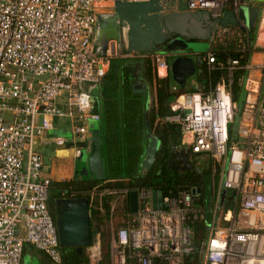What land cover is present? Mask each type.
<instances>
[{
    "label": "built area",
    "instance_id": "built-area-1",
    "mask_svg": "<svg viewBox=\"0 0 264 264\" xmlns=\"http://www.w3.org/2000/svg\"><path fill=\"white\" fill-rule=\"evenodd\" d=\"M114 1L0 0V264H23L27 245L53 264L63 263L50 204L52 181L43 175L44 160L36 146L46 142L72 145L79 156L84 149L80 144H88L89 121L101 119L92 112L90 88L106 77L112 59L109 50L106 56L97 52V20ZM186 2L190 11L209 12L215 19L226 10L238 13L244 5L243 0ZM245 36L242 51L252 52L249 34ZM150 56L157 78H169L170 56ZM200 60L209 72L217 70L213 51ZM248 64L228 61L216 84L176 95L172 113L165 119L180 128L184 150L220 171V184L210 205L214 218L203 264H264V78H252ZM244 70L246 98L240 139L234 141L230 127L237 110L235 75ZM57 119L69 124V138L49 137ZM185 137L187 147L182 145ZM195 189L164 196L163 211L154 207L156 191L147 188L117 191L96 186L82 198L88 199L90 212L95 209L104 214V198L138 194L135 217L127 227L112 230V264H185L195 243L191 223L207 215ZM223 190L235 191L236 196L233 204L221 208ZM76 195L72 193L71 198ZM118 198L110 203L112 211ZM98 242L99 231L94 244ZM100 260L92 253L91 264Z\"/></svg>",
    "mask_w": 264,
    "mask_h": 264
},
{
    "label": "trees",
    "instance_id": "trees-1",
    "mask_svg": "<svg viewBox=\"0 0 264 264\" xmlns=\"http://www.w3.org/2000/svg\"><path fill=\"white\" fill-rule=\"evenodd\" d=\"M237 33L232 35L233 33L226 32L222 37L217 38L215 45L209 50L215 54L217 70L209 72L206 64L202 61L198 65L195 75L202 85L201 88L205 87L207 89L210 83L212 85L216 84L219 78L225 74L224 67L228 61L240 60L243 65L249 63L252 52L242 51V46L246 44L247 37L240 30ZM242 38L245 39L242 40ZM249 40L250 42L255 41V33H250ZM152 54L147 53L148 57L137 59L142 66L141 78L145 85V92L142 94L134 92L133 83L129 80V71L125 68L124 60H113L110 63L109 73L107 74L108 81L103 85L105 111L100 122L103 123L100 131L102 157L106 164V177L101 180H84L76 176L71 181L53 182V189L58 191L56 195H50L54 219L56 218L55 204L58 199L71 198L74 192L77 194L76 198L88 197V192L96 186L108 187L117 191L147 188L153 191H161L165 197L177 196L183 190L191 191L194 188H200L202 194L199 202L207 209V195L212 188L218 187L221 179L220 171L209 165H204L198 171L182 172L171 169V152L177 145H181V131L178 126L166 123L165 119L172 113L174 96L186 93L190 89L186 87L178 93H174L171 77L166 79L157 78L154 61L150 56ZM246 74L247 71L244 70L235 75V102L239 93L242 92L241 86ZM125 77L127 78L123 79ZM122 81L125 82L121 83ZM150 100L148 120L162 145L153 167L144 173H140V164L143 163L146 157V148L149 141L145 125V113ZM231 137H233L232 132ZM105 146L107 152L104 154L103 149ZM80 147L87 148L88 144L82 143ZM109 162L110 165H108ZM63 193L66 194L63 195ZM115 198L117 196L104 198L106 213H100L95 209L91 211L92 242L95 241V235L98 232L95 227H99L102 251L99 264H112L109 222L114 220L115 217L116 219H124L125 223L120 222L117 225L127 227V221L132 217L130 195L119 201L112 211L110 203ZM191 227L195 234V243L193 251L185 256V264H203V250L210 228L206 219L192 222ZM61 251L63 254L62 264H91L92 252L87 247L82 248L80 253L77 248L61 247Z\"/></svg>",
    "mask_w": 264,
    "mask_h": 264
},
{
    "label": "water",
    "instance_id": "water-1",
    "mask_svg": "<svg viewBox=\"0 0 264 264\" xmlns=\"http://www.w3.org/2000/svg\"><path fill=\"white\" fill-rule=\"evenodd\" d=\"M243 2L244 5L239 8L238 13L226 10L220 18L215 19L209 12L190 11L186 0H115L110 13L98 15L94 43L97 52L102 56H106L110 42L116 44L119 53L169 55L174 58L171 65L173 79L181 88H186L189 78L197 73L201 60L196 62L192 57L185 55L189 52L197 55L204 54L211 48L217 33L227 27H236L242 32L255 33L261 9L246 3L262 4L264 0H243ZM99 88L97 85L90 92L93 100L100 99ZM133 90L137 94L144 93V83L140 81L133 84ZM149 108L150 101L145 113L149 141L141 173L153 167L162 145L150 126ZM89 134L88 148L82 149L78 158L87 162L93 179H105L106 164L102 157L101 131L93 129L91 126ZM180 154L176 166H172L171 169L182 172L194 170L195 166L189 159L190 153L182 149ZM229 192L223 190L221 208L224 207ZM193 193L201 195L202 190L197 188ZM212 194L213 192L210 191L206 198V222L209 228L212 226L214 218V213L210 210ZM230 194V201H234L236 192L233 191ZM55 206L60 246L62 248H77L79 253L84 247L92 251L94 243L92 242L91 212L88 199H58ZM154 207L158 211L165 209L163 192H154ZM130 210L132 214L138 212L137 192L130 193ZM221 215L222 212H219L217 218L219 219ZM97 247L96 253L101 258L100 242L97 243ZM207 247L208 243L205 245L203 253L206 252Z\"/></svg>",
    "mask_w": 264,
    "mask_h": 264
},
{
    "label": "rangeland",
    "instance_id": "rangeland-1",
    "mask_svg": "<svg viewBox=\"0 0 264 264\" xmlns=\"http://www.w3.org/2000/svg\"><path fill=\"white\" fill-rule=\"evenodd\" d=\"M108 4L111 7L102 9V11H104V12H102V14H107V13H110L112 11L113 3H111V4L108 3ZM259 8L261 9V16H260V19L258 20L257 25H256L257 26V30L255 31V42H253V41L251 42V48H252L253 54H255V53L256 54H259V53H261L260 51H262L264 53V37H262V34L264 33V3L259 4ZM230 28L231 27H227V29L230 30L229 33H233L232 35L238 34L237 33L238 30H240L239 28H236V27H232L233 29H230ZM227 29L220 30L217 33V35H216V37H215V39H214V41H213V43L211 45V48H213V46L215 45L216 41L218 40L217 38L222 37L226 33ZM263 36H264V34H263ZM244 39L245 38H242V40H244ZM109 45L111 46V49H112L110 51L111 52L110 55L114 59L115 58H120V59H124V60H136L138 58H142V57H140V55H137L136 58H123V56H124L123 54H125L126 52L125 53H119L118 50H117V46H116V44L114 42H110ZM186 56H190L196 62H198L197 55L195 53L189 52ZM173 59H174L173 57L170 58V65H172ZM170 77H171V81H172V91L174 93H178L182 88L173 79L172 73H171ZM126 78L127 77H125L123 79H126ZM129 80L134 85L137 84V81L139 80L138 71L135 72V70H134L133 73L130 72ZM106 81H108V79H106ZM124 82L125 81H122L121 83H124ZM187 87H188L187 89H190L188 92H194V91H197L198 89H200L202 87V85L198 81V79L196 78V75H195V76H192V77L189 78V80H188V86ZM241 89H242V92L239 93V95L237 97V101H236V103H237V110H236V115H235V117H236L235 118V123L232 124L231 127H230L231 128V132L233 133V137H231V138L234 141H237V140L240 139L239 138V124L242 121V117H243V105H244V100L246 98V91H245V86H244L243 83H242ZM263 99H264V93H263ZM150 103H151V100H150ZM93 104H94L93 110L95 112H99L100 114H102L103 111H102V109H100V107H101L100 99L93 100ZM100 122H101V120H98V121H92V120H90L89 121V124H88L89 125V129L92 126L93 129L100 130V127L103 124V123L101 124ZM187 144H188V141H187V138L185 137L182 140V145H184V147H187ZM103 151H104V154L107 152L106 146L104 147ZM68 152L70 153L69 150L65 151L66 154L64 156L60 157V161H61V163L63 165L61 164V168H60V170L58 172V174H59L58 175V178H60V179L61 178H66V179H62V181H60V179L53 178V181L54 182H63L64 180H68V177L71 176L70 172L73 169V164L77 168L76 171H75V175L74 176H78L79 178H82L84 180L93 179L91 173L88 170V165L86 164L87 162H85V161L83 162L79 158H77L76 159V162H75V158L73 157V155H68ZM40 153L43 154L42 150H40ZM73 153H74V151H73ZM45 162H49V164H51L50 160H48L47 157L45 159ZM195 163L198 166H200L201 168L204 165L205 166H207V165L212 166V163L210 161H206V160H204L202 158L197 159V161ZM108 165H110V162L108 163ZM142 165H143V163L140 164V169H139V172L140 173L143 171L142 170ZM66 166H68V167H66ZM50 167L51 166H49V168ZM46 173H49V172L47 171ZM71 179H69V180H71ZM57 192H58L57 190H55L53 188L51 189V195H56ZM122 199L123 198H118V201H121ZM132 215H133V217H135V214H132ZM130 220H131V217H130L129 221ZM129 221H127V226H128ZM120 222L121 223H125V220L124 219H119V218L116 219V217H115L114 220H112L111 222H109L108 229H109V232H110L111 235H112V230H114L115 232H117L122 227H124V226H118L117 225ZM95 229H97L99 231V227L98 226H96ZM94 263H95V261H94Z\"/></svg>",
    "mask_w": 264,
    "mask_h": 264
},
{
    "label": "crops",
    "instance_id": "crops-1",
    "mask_svg": "<svg viewBox=\"0 0 264 264\" xmlns=\"http://www.w3.org/2000/svg\"><path fill=\"white\" fill-rule=\"evenodd\" d=\"M242 33L246 34V35L248 33L250 35L249 31L242 32ZM262 37H264L263 34H262ZM108 50L109 51L112 50L110 45L108 47ZM260 52L261 53H259V54H256V53L253 54V52H252L251 58H250V61H249V64H248V68H249L248 74L251 75V77L254 78V79L263 80V78H264V53L262 51H260ZM203 56H204V54L197 55L198 61ZM113 60H124V59H120V58H115L114 59V58H112L111 62ZM124 61H125V63H124L125 64V68L128 69V71H129L128 74L130 75V72L133 73L134 70H135V72L138 71L139 80L137 82H140V81L143 82V80L141 78L142 77V66L137 61V59L136 60H124ZM108 73H109V70H108ZM106 79H107V75H106L105 78H103L102 82L99 84V87H100L99 88V94H100V104H101L100 109H102L103 113L100 114L99 112L98 113L94 112V110L92 109V112L94 114L100 115L101 119H102V116L104 115V111H105V109H104V101H103L104 100V98H103V90H104L103 89V85L105 84ZM94 89H95V87L90 88V92L92 90H94ZM48 135H49V137L69 138L71 136V130L69 128V124L67 122H65V120L57 119L55 121V123H54L53 129L48 133ZM76 149L77 148H75V146H72V145L57 146L53 142H46V143L37 144L36 150L39 153H40V150H42V152H43V154L40 153L42 158H43V160H44L43 175L46 176V177H49L51 179L52 188H53V182H54L53 178L60 179V178H58V175H59L58 172H59V170L61 168V164H62L61 161H60V157H62V156L59 155L60 152H65V151L69 150L70 153L68 152V155H73V157L75 158V162H76V159L78 158V154H77V150ZM73 151H74V153H73ZM109 156H110V154H109ZM111 156H112V153H111ZM46 157H47L48 160H50L51 164H49V162H45ZM49 166H51V167L49 168ZM66 167H68V166H66ZM76 169L77 168L73 164V169L70 172L71 176L68 177V180H64L63 182L71 181V180L75 179L76 176H74V175H75ZM47 171L49 173H46ZM62 179H66V178H61L60 181H62ZM69 179H71V180H69ZM89 251H91V250H89ZM91 252L94 253V249H92ZM23 264H53V263L50 261V259L45 254H43L42 252L36 250L35 248L27 245L25 247V249H24Z\"/></svg>",
    "mask_w": 264,
    "mask_h": 264
},
{
    "label": "flooded vegetation",
    "instance_id": "flooded-vegetation-1",
    "mask_svg": "<svg viewBox=\"0 0 264 264\" xmlns=\"http://www.w3.org/2000/svg\"><path fill=\"white\" fill-rule=\"evenodd\" d=\"M246 4H249V6H258L259 7V4H256V3H253V2H247ZM227 29V28H226ZM256 30H257V27H256ZM230 30L227 29L226 32H229ZM251 33V32H249ZM116 50V49H115ZM182 146L181 145H177L175 148H173L172 152H171V157H170V166L172 168V166H176V161H177V158L181 155L180 152L182 151ZM190 162L195 166L194 170H199V168H201L200 166H198L195 162L197 161V159H195V157H193L192 155H190ZM220 184V182H219ZM219 186V185H218ZM217 190V188H212L211 191L213 192L212 194V199H211V202L213 201L214 199V193L215 191ZM67 193V192H66ZM66 193H63V195H65ZM232 192H229L227 197H226V200H225V203L224 205H230V204H233L234 201H230V198H231V194ZM230 194V195H229ZM63 198H67V197H63ZM63 198H60V199H63ZM69 198V197H68ZM52 205V202L50 203ZM94 230V229H93ZM95 240H96V235H95ZM93 249H94V252L96 253L98 251V247H97V244H94L93 245Z\"/></svg>",
    "mask_w": 264,
    "mask_h": 264
},
{
    "label": "bare ground",
    "instance_id": "bare-ground-1",
    "mask_svg": "<svg viewBox=\"0 0 264 264\" xmlns=\"http://www.w3.org/2000/svg\"><path fill=\"white\" fill-rule=\"evenodd\" d=\"M264 34V33H263ZM66 153L65 152H60V156H64Z\"/></svg>",
    "mask_w": 264,
    "mask_h": 264
},
{
    "label": "clouds",
    "instance_id": "clouds-1",
    "mask_svg": "<svg viewBox=\"0 0 264 264\" xmlns=\"http://www.w3.org/2000/svg\"><path fill=\"white\" fill-rule=\"evenodd\" d=\"M94 242H95V241H94ZM94 242H93V243H94Z\"/></svg>",
    "mask_w": 264,
    "mask_h": 264
}]
</instances>
